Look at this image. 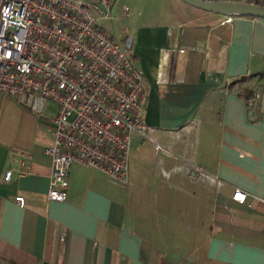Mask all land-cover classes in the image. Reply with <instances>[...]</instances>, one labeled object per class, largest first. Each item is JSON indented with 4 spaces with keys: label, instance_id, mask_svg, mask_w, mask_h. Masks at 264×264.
<instances>
[{
    "label": "crops",
    "instance_id": "obj_1",
    "mask_svg": "<svg viewBox=\"0 0 264 264\" xmlns=\"http://www.w3.org/2000/svg\"><path fill=\"white\" fill-rule=\"evenodd\" d=\"M137 8L116 0L103 25L114 38L124 20L120 44L146 90L141 119L162 144L131 135L126 183L134 138L160 153L156 165L145 158L144 178L117 190L108 175L72 163L66 199L49 200L43 149L56 107L45 115L20 101L23 122L0 125V264H264V18L205 11L200 22L138 17ZM180 49L173 69L170 51ZM221 183L246 191L247 203Z\"/></svg>",
    "mask_w": 264,
    "mask_h": 264
},
{
    "label": "built area",
    "instance_id": "obj_2",
    "mask_svg": "<svg viewBox=\"0 0 264 264\" xmlns=\"http://www.w3.org/2000/svg\"><path fill=\"white\" fill-rule=\"evenodd\" d=\"M115 2L0 0V92L39 114L47 102L56 105L52 142L43 149L51 161L49 200L66 199L72 163L126 183L133 133L162 148L141 119L146 101L142 71L128 49L104 29ZM127 12L124 6L122 13ZM170 53L175 69L185 50ZM28 169L27 160H21L19 173ZM11 176L7 170L3 180L10 181ZM221 188L230 191L234 201L247 203L246 191L225 183ZM14 200L20 207L25 204L22 195Z\"/></svg>",
    "mask_w": 264,
    "mask_h": 264
},
{
    "label": "rangeland",
    "instance_id": "obj_3",
    "mask_svg": "<svg viewBox=\"0 0 264 264\" xmlns=\"http://www.w3.org/2000/svg\"><path fill=\"white\" fill-rule=\"evenodd\" d=\"M137 1V11L135 15L138 17L143 15L142 10L145 13H153L158 14L159 16H163L166 18H191L192 20L203 22V17L206 14L204 10L193 7L191 5L186 4L181 0H136ZM124 24L123 18L114 22L112 34L117 40V42L122 44L121 34L119 32V27ZM129 55H131L130 51H128ZM55 103L49 101L45 104L44 114L52 115L55 110ZM20 108L25 110L26 108L22 106L20 100L18 98L12 99L10 97H4L3 101L0 99V125H4L6 127H15L20 125L23 121H21ZM34 118H38V115H34ZM148 127V126H147ZM142 138V137H141ZM159 152H156L153 145L148 142L145 138L144 140H136L132 142L131 146V156H130V166H129V182L128 184H122L111 177L107 180L110 184L113 185L115 189L123 190L126 188L132 181H138L146 175V164L152 165L154 163L156 165V159L158 157ZM145 158L148 161L145 163ZM155 158V159H153Z\"/></svg>",
    "mask_w": 264,
    "mask_h": 264
},
{
    "label": "water",
    "instance_id": "obj_4",
    "mask_svg": "<svg viewBox=\"0 0 264 264\" xmlns=\"http://www.w3.org/2000/svg\"><path fill=\"white\" fill-rule=\"evenodd\" d=\"M206 12L222 15H241L264 18V4L233 0H181Z\"/></svg>",
    "mask_w": 264,
    "mask_h": 264
},
{
    "label": "trees",
    "instance_id": "obj_5",
    "mask_svg": "<svg viewBox=\"0 0 264 264\" xmlns=\"http://www.w3.org/2000/svg\"><path fill=\"white\" fill-rule=\"evenodd\" d=\"M250 17H253V16H250Z\"/></svg>",
    "mask_w": 264,
    "mask_h": 264
}]
</instances>
